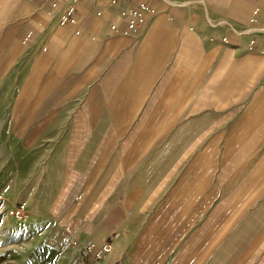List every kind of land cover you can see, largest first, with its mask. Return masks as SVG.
I'll list each match as a JSON object with an SVG mask.
<instances>
[{"label":"crops","instance_id":"0c3cea01","mask_svg":"<svg viewBox=\"0 0 264 264\" xmlns=\"http://www.w3.org/2000/svg\"><path fill=\"white\" fill-rule=\"evenodd\" d=\"M167 1L67 0L75 35L52 0H0V83L38 54L0 142L33 148V227L109 243L100 264H264V35L230 30L264 29V0Z\"/></svg>","mask_w":264,"mask_h":264},{"label":"rangeland","instance_id":"374dc122","mask_svg":"<svg viewBox=\"0 0 264 264\" xmlns=\"http://www.w3.org/2000/svg\"><path fill=\"white\" fill-rule=\"evenodd\" d=\"M43 10L52 14L54 9L50 4H41ZM42 42L46 43L49 51L46 30L40 32ZM26 46V45H25ZM24 46V47H25ZM38 54L36 51H27L18 59L20 68L14 83H0V115L10 107L16 93L25 86L23 84L32 75V63ZM15 67L8 71L9 73ZM6 120H0V126ZM0 142V264H81L76 256H72L58 243L57 239H49L53 231L49 227H33L31 208L35 206L33 187L37 180L33 178L34 161L33 148L25 149L23 157L17 158L18 149L9 141ZM7 153L9 156H5ZM24 204L25 210L21 218H14L9 212ZM44 223V222H40ZM50 241L51 242L50 244ZM64 244V243H63ZM65 245V244H64ZM74 255V254H73Z\"/></svg>","mask_w":264,"mask_h":264},{"label":"built area","instance_id":"2783aa9c","mask_svg":"<svg viewBox=\"0 0 264 264\" xmlns=\"http://www.w3.org/2000/svg\"><path fill=\"white\" fill-rule=\"evenodd\" d=\"M111 4H115L117 0H108ZM168 2L167 0H164ZM67 2V0H52L50 7L54 11L58 10V24L60 26H69L74 27V34L78 35L80 29L77 27L78 20L73 16L74 9L69 5H62V8L59 6L62 3ZM169 3V2H168ZM171 4V3H170ZM156 13V9L153 6H150L148 3H138L134 7H131L127 10H122L119 14L120 17L124 18V27L120 29L117 25L112 24L109 26L112 33H133L136 32L141 26L148 23L149 20ZM258 10H254L253 15H256ZM101 11L97 12V16H101ZM264 20V18H263ZM255 22V20H252ZM231 33L236 37L241 35H264V29L260 28H241L233 29L230 27ZM39 35L34 34L29 31L25 35V43L30 47H39L40 51L46 52L47 46L40 44ZM25 207L22 203L17 206L14 210L9 212V215L14 218H21L23 216ZM63 243L69 247L74 256L78 258V261L81 264H100L102 258L109 253L110 244L102 243L99 244L96 241H82L77 237H74L71 233L69 227L63 228Z\"/></svg>","mask_w":264,"mask_h":264}]
</instances>
